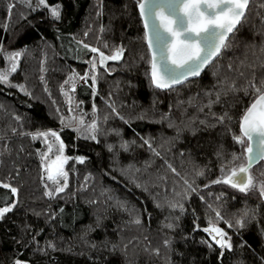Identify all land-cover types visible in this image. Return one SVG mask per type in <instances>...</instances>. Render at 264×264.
<instances>
[{
	"label": "trees",
	"instance_id": "1",
	"mask_svg": "<svg viewBox=\"0 0 264 264\" xmlns=\"http://www.w3.org/2000/svg\"><path fill=\"white\" fill-rule=\"evenodd\" d=\"M48 2L62 5L60 19L26 0L0 2V45L25 49L12 84L0 81V180L19 188L17 205L0 218V264L15 258L30 264H264V199L209 183L233 151H243L232 137L238 122L228 128L212 113L239 117L252 98L245 85L253 74L257 84L264 80V0L250 1L228 46L200 77L168 90L156 89L145 74L150 56L135 0ZM87 44L107 55L122 44L124 53L97 66L95 94L91 77L87 83L75 79L77 110L88 117L80 135L72 119L61 124L67 110L61 86H72L70 73L92 71ZM209 99L215 101L210 106ZM93 119L95 140L87 131ZM48 128L60 132L73 157L68 185L54 197L45 195V184H52L41 169L43 143L31 136ZM78 155L86 159L77 161ZM254 169L264 177L262 162ZM184 177L197 187L191 196L182 194ZM15 198L0 185V206ZM173 202L183 203V210ZM209 217L233 248L221 253L214 241L211 247L201 242L211 241L203 230Z\"/></svg>",
	"mask_w": 264,
	"mask_h": 264
},
{
	"label": "snow or ice",
	"instance_id": "2",
	"mask_svg": "<svg viewBox=\"0 0 264 264\" xmlns=\"http://www.w3.org/2000/svg\"><path fill=\"white\" fill-rule=\"evenodd\" d=\"M26 2L30 7L36 9L47 6L46 10L52 18H61L62 5L60 3L49 4L48 0H37V3L33 6L31 0H26ZM249 3L250 0H135V6L139 9V15L143 19V38L147 42L148 50L151 53L150 57L147 58L150 68L145 74L150 76L152 84L159 88H167L184 80L186 76L198 74L204 65L208 64L214 56L228 46L229 34L237 28L246 16ZM7 8L9 14H11L13 3L9 2ZM80 44H84V42L80 41ZM85 47L99 53L98 63L101 65H104L107 60H120L124 53L122 44L117 46L110 56L99 48H93L91 44H87ZM0 51H3L2 45H0ZM24 51L25 49H19L5 53V58L10 65L7 69H0V81L5 85L12 83L9 74L17 70ZM90 67L96 69V57H93V60L90 61ZM69 77L73 81V90L77 86L75 83L76 77H79L85 83L91 77V88L93 94L96 93V72L88 70L82 75L70 73ZM15 86L29 96L32 95L25 85L17 83ZM231 88L238 91L235 81H232ZM61 90L64 91L63 85ZM244 91L250 94L252 98L239 117H234L228 112L212 113L213 116L217 117V124H225L228 128H231L233 121L238 122L239 134L233 131L232 137L243 151H233L231 160H225V163L221 165V175L215 181H209V183L223 181L243 192L258 187L260 195L264 197V180L257 181L250 170L256 160L264 158V80L257 84L255 74H253V78L245 85ZM220 95V92L216 93L217 101L220 99ZM214 102L209 99V106ZM93 110L95 111V105H93ZM116 115L119 116L120 113L117 112ZM16 119L20 120L21 118L17 116ZM69 119H74V117ZM79 119L81 124L85 123L84 115H81ZM61 124H64L63 116H61ZM97 128V122L93 119L87 129L88 132L92 133L88 137L89 139H97L95 134ZM12 131L15 132L16 129L13 128ZM76 131L80 135L86 134L82 132L79 125H77ZM31 136L33 139L40 137L45 141L47 150L40 153L41 166L44 176L52 183L51 187L45 184V195L54 197L67 187L68 172L65 169V164L73 157L65 155V141L58 130L52 128L43 131L38 130L32 132ZM74 159L84 161L86 156L78 155ZM238 160L240 163H235ZM172 171L176 172V169L173 168ZM198 175H204V170L201 169ZM184 184L182 194L191 196L193 192L197 191L194 180L184 177ZM0 185L5 189H9L10 195L16 196L15 199H11L10 203L4 202L0 206V218H3L6 213L17 205L19 188L4 180H0ZM5 199L7 200V198ZM172 207H179L183 210L184 205L183 203L173 202ZM250 211L246 210L245 216H248ZM215 216L218 220L225 219L220 209H215ZM136 222H139V217H137ZM228 223L232 224L231 221ZM236 225L241 228L244 227L245 217L238 218ZM168 227L172 228L175 225L169 224ZM196 227L199 228L200 225L197 224ZM203 230L211 237V241L202 239L201 242H208L209 247L212 246L214 241L216 245L220 246L221 253L225 248H233L231 237L219 224L213 223L211 217H209V224ZM244 243H247V241ZM164 244L168 245L169 240H165ZM49 245L55 248L54 243L49 242ZM44 250L40 249V251ZM154 251L159 253L160 249L156 248ZM13 264H30V262L15 258Z\"/></svg>",
	"mask_w": 264,
	"mask_h": 264
},
{
	"label": "rangeland",
	"instance_id": "3",
	"mask_svg": "<svg viewBox=\"0 0 264 264\" xmlns=\"http://www.w3.org/2000/svg\"><path fill=\"white\" fill-rule=\"evenodd\" d=\"M0 2H1V0H0ZM13 6H14V4H13ZM14 51V50H13ZM6 52H12V51H6V50H3V51H0V69H7L8 67H10V65H9V63H8V61H7V59L5 58V53ZM113 53H111V54H109V56L110 55H112ZM107 55V54H106ZM22 56H23V54H22ZM22 56H21V58H20V61H21V59H22ZM93 57H96V63H97V66H99V65H101V64H99L98 63V60H99V53H97V52H93V54H92V56L87 60V63H88V65H89V67H90V61H92L93 60ZM20 61H19V66H18V68H17V70L19 69V67H20ZM108 61H110V60H107L106 62H105V64L104 65H102V66H105L106 65V63L108 62ZM115 61V60H114ZM97 68V67H96ZM90 69H91V67H90ZM16 70V71H17ZM95 70L96 69H92V71H94L95 72ZM16 71L15 72H12V73H10L9 74V79L11 80V77L13 76V74L14 73H16ZM75 79H77V77L75 78ZM81 80V79H80ZM12 84V83H11ZM69 88V89H68ZM68 88H66V89H64V95H65V100H66V108H67V110H66V113L65 114H62V116L64 117V120L65 119H69V118H72V117H74V119H72L77 125H79L80 126V128H81V130H82V132H85V130H86V126H87V114L85 113V112H82V111H80V110H77L78 109V105H79V103L78 102H76L75 101V95H74V90L72 89V86H70V87H68ZM56 108H59V110H60V107H56ZM73 108H75V109H73ZM69 109H71V110H69ZM81 115H84V121H85V123L84 124H81L80 123V119H79V117L81 116ZM40 138V137H39ZM41 139V141H42V143H43V145H42V148H41V151L43 152V151H46L47 149H46V144H45V141L42 139V138H40ZM64 153H65V155H67V153H66V147H65V149H64ZM40 156H41V154H40ZM68 156V155H67ZM78 161V160H77ZM68 162H69V160L66 162V164H65V169L67 170V166H68ZM240 163V161L238 162V164ZM41 169H42V166H41ZM251 170V172L253 173V175H254V177L257 179V181H260V180H264V177H262V171H259V170H255L254 168H252V169H250ZM43 171V170H42ZM67 172H68V170H67ZM221 175V174H220ZM46 177V176H45ZM68 179H69V174H68ZM48 182H50V181H48ZM62 182V181H61ZM50 184H52L51 182H50ZM68 185V184H67ZM218 186H220L221 188H223V189H225V190H227V191H231L232 193H242V194H250V195H253V196H260V197H262L261 195H260V193H259V188L258 187H256V188H253V189H250L248 192H243V191H241L240 189H237V188H235V187H233V186H231V185H228L227 183H225V182H223V181H220V182H218V184H217ZM66 189V188H65ZM64 189V190H65ZM263 199H264V197H262ZM205 228V227H204Z\"/></svg>",
	"mask_w": 264,
	"mask_h": 264
},
{
	"label": "water",
	"instance_id": "4",
	"mask_svg": "<svg viewBox=\"0 0 264 264\" xmlns=\"http://www.w3.org/2000/svg\"><path fill=\"white\" fill-rule=\"evenodd\" d=\"M251 1V0H250ZM137 10H138V13H139V9L137 8ZM140 16V15H139ZM140 19H141V22H142V26H143V30H144V24H143V19L140 17ZM240 24V23H239ZM239 26V25H238ZM237 26V27H238ZM235 31V30H234ZM233 31V32H234ZM232 32V33H233ZM232 33H230L229 34V37H230V35L232 34ZM228 37V38H229ZM145 43H146V46H147V42L145 41ZM147 49H148V47H147ZM223 50V49H222ZM222 50H221V52H222ZM149 51V50H148ZM221 52L219 53V54H217L216 56H214L209 62H208V64H206V65H204V67L203 68H201L200 69V71L198 72V74H196V75H192V76H186L185 77V79L184 80H181V81H179L177 84H174V85H170L169 87H167V88H159V87H156L154 84H152L156 89H158V90H168V89H171V88H174V87H177V86H180V85H182V84H184L185 82H187L188 80H190V79H194V78H198V77H200L201 75H202V73L205 71V69L209 66V64H211L220 54H221ZM151 55V53H150V51H149V56ZM150 68V67H149ZM263 163L264 164V158H261V159H259V160H256L253 164H252V166H251V169L252 168H254L257 164H259V163Z\"/></svg>",
	"mask_w": 264,
	"mask_h": 264
}]
</instances>
